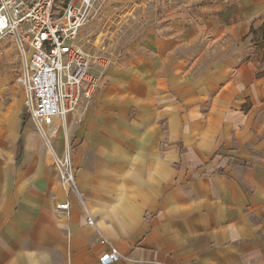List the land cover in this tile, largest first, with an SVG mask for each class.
Listing matches in <instances>:
<instances>
[{
	"label": "crops",
	"instance_id": "0c3cea01",
	"mask_svg": "<svg viewBox=\"0 0 264 264\" xmlns=\"http://www.w3.org/2000/svg\"><path fill=\"white\" fill-rule=\"evenodd\" d=\"M177 54L117 67L74 115L84 203L0 105V264H102L112 248L108 264H264V76L246 52L185 70Z\"/></svg>",
	"mask_w": 264,
	"mask_h": 264
},
{
	"label": "rangeland",
	"instance_id": "374dc122",
	"mask_svg": "<svg viewBox=\"0 0 264 264\" xmlns=\"http://www.w3.org/2000/svg\"><path fill=\"white\" fill-rule=\"evenodd\" d=\"M93 0L79 40L102 74L101 89L120 66L140 64L154 48L177 47L184 70L197 58L204 64L244 53L264 71V0ZM177 32L168 38V32ZM244 34L246 39H244ZM156 46V47H155ZM175 53L172 54L174 56ZM173 60V58H172ZM22 56L15 38L0 42V105L22 111ZM134 66V65H133ZM76 121L67 115L52 137L55 149L70 146ZM33 123V122H32ZM35 126V125H34Z\"/></svg>",
	"mask_w": 264,
	"mask_h": 264
},
{
	"label": "built area",
	"instance_id": "2783aa9c",
	"mask_svg": "<svg viewBox=\"0 0 264 264\" xmlns=\"http://www.w3.org/2000/svg\"><path fill=\"white\" fill-rule=\"evenodd\" d=\"M92 1L0 0V42L8 36L15 38L23 59L22 104L44 140L49 164L81 202L70 148L59 154L52 137L61 118L79 115L81 105L89 104L101 88L102 74L93 67L91 54L79 40ZM57 213L68 216L70 204H58ZM88 222L94 223L89 214ZM121 257L112 248L100 261L108 264Z\"/></svg>",
	"mask_w": 264,
	"mask_h": 264
},
{
	"label": "trees",
	"instance_id": "16d2710c",
	"mask_svg": "<svg viewBox=\"0 0 264 264\" xmlns=\"http://www.w3.org/2000/svg\"><path fill=\"white\" fill-rule=\"evenodd\" d=\"M256 76L257 77H261V76H264V71H261V70H257L256 72ZM30 120V112L28 109H25L23 112H22V130L23 128L25 127V125L28 123V121ZM20 152H22V147H20Z\"/></svg>",
	"mask_w": 264,
	"mask_h": 264
}]
</instances>
